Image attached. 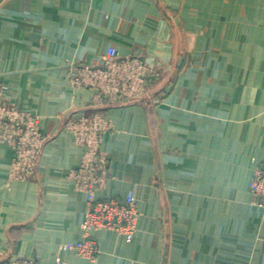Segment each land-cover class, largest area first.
Segmentation results:
<instances>
[{
	"label": "crops",
	"instance_id": "obj_1",
	"mask_svg": "<svg viewBox=\"0 0 264 264\" xmlns=\"http://www.w3.org/2000/svg\"><path fill=\"white\" fill-rule=\"evenodd\" d=\"M110 46L158 63L152 96L106 106L109 178L97 197L133 192L132 240L91 237L89 206L71 172L84 154L65 123L92 110L95 90L70 84L73 64ZM0 87L40 117L35 174L11 177L0 142V264H264V199L249 183L264 167V0H0Z\"/></svg>",
	"mask_w": 264,
	"mask_h": 264
},
{
	"label": "built area",
	"instance_id": "obj_2",
	"mask_svg": "<svg viewBox=\"0 0 264 264\" xmlns=\"http://www.w3.org/2000/svg\"><path fill=\"white\" fill-rule=\"evenodd\" d=\"M163 69L139 53L121 55L110 46L99 64H73L69 72L70 84L95 90L92 110L80 112L66 122V130L84 148L80 165L71 172L76 188L87 195L89 211L84 221V238L65 245L84 257H92L96 242L91 233L97 229H112L127 240L134 237L139 210L133 192L124 198L97 197L109 178V159L101 151L104 135L112 128L105 110L111 104L141 100L151 86L162 77ZM0 87V142L7 143L14 152L10 175L28 179L35 174L38 155L44 142L40 117L19 109L4 96ZM7 100V101H6ZM251 191L264 199V167L258 168L249 183ZM6 264H38L28 258L12 257ZM56 264H64L58 260Z\"/></svg>",
	"mask_w": 264,
	"mask_h": 264
},
{
	"label": "rangeland",
	"instance_id": "obj_3",
	"mask_svg": "<svg viewBox=\"0 0 264 264\" xmlns=\"http://www.w3.org/2000/svg\"><path fill=\"white\" fill-rule=\"evenodd\" d=\"M162 76H164V74H165V71L163 70V72H162ZM163 78V77H162ZM160 79H161V76H160ZM157 81H159V80H157ZM153 94H152V91H148V93H146L145 94V97L146 98H144V100L145 99H149V98H151V96H152ZM137 100V99H136ZM136 100H131V101H136ZM7 101V100H6ZM10 102V101H9ZM128 102V101H127ZM121 103V102H120ZM124 103V102H123ZM11 104H13V103H11ZM115 104H118V103H115ZM13 105H15V104H13ZM16 106V105H15ZM17 107V106H16ZM19 108V107H18ZM20 109V108H19ZM105 110H106V108H105ZM107 112V111H106ZM108 113V112H107ZM72 118V117H71ZM66 124V123H65ZM9 261V260H8ZM7 261V262H8ZM7 262H5V264L7 263Z\"/></svg>",
	"mask_w": 264,
	"mask_h": 264
}]
</instances>
